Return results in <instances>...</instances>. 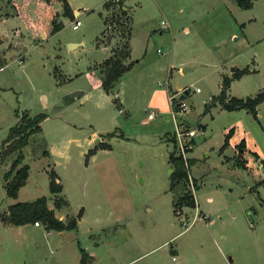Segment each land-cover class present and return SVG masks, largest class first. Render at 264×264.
I'll return each mask as SVG.
<instances>
[{"label": "rangeland", "instance_id": "1", "mask_svg": "<svg viewBox=\"0 0 264 264\" xmlns=\"http://www.w3.org/2000/svg\"><path fill=\"white\" fill-rule=\"evenodd\" d=\"M71 3L81 11L78 28L64 0H0V264H80L83 251L97 254L94 264H264V102L257 113L213 103L224 77L247 63L227 97L264 90V0L250 8L237 0ZM121 3L131 7L134 64L107 93L95 79L108 53L97 38L124 46ZM56 22L64 26L54 32ZM179 99L188 109L175 117ZM25 111L47 115L23 148L29 176L12 197L5 173L18 152L1 154ZM178 120L198 129L189 152L194 187L185 180L195 206L178 203L181 182L171 187ZM242 140L253 149L244 155ZM52 169L69 200L56 212L77 216V228L3 220L16 201L46 195L54 206Z\"/></svg>", "mask_w": 264, "mask_h": 264}, {"label": "trees", "instance_id": "2", "mask_svg": "<svg viewBox=\"0 0 264 264\" xmlns=\"http://www.w3.org/2000/svg\"><path fill=\"white\" fill-rule=\"evenodd\" d=\"M255 0H237L238 4L244 8H250L253 6ZM107 3V2H106ZM64 7L66 14L74 17V11L72 10L69 1L64 0ZM129 8H125V5L121 3L120 14L116 16V22L122 23V17L127 20V25H125L127 30V40L124 41V46L116 49L113 46V53L107 57L100 66V73L102 76V84L107 92L113 91L123 75L133 67L134 62L129 61L131 55V44L130 39L132 36V17L129 13ZM64 24L56 22L53 26V31L60 30ZM111 39V38H110ZM6 62L5 56L2 54L0 49V67ZM248 70V67L243 69H235L233 76H225L222 86V90L219 94L213 96L214 104H221L223 108L226 109H236V108H247L253 113H257V106L264 100V90L259 91L255 95L247 96H232L227 97L226 91L231 84V79L234 77L241 76L242 73ZM174 103V99L172 100ZM18 116L17 122L10 127L9 135L4 142L2 158L5 159L9 154L16 151L18 152L16 158L13 160L10 169L5 173V186L9 196L17 197L20 188L25 185L29 176L30 165L25 161V154L23 148L30 142L32 136L37 133L42 132L43 126L42 121L46 117L45 112H40L35 115H31L29 112L25 111L24 114ZM233 129H230L226 141L224 144L228 143V139ZM109 134H114L112 131ZM173 141V149L170 156V160L173 163V172L171 173L172 185L175 186L176 183L183 184V190L181 195L178 197V203L182 206H195L196 200L194 195L187 190L185 180L188 179L190 168L186 165L184 158L177 153V139L175 134H172L171 138ZM240 147L243 148L245 141L242 140L239 143ZM48 153V150H45ZM191 164V159H189ZM51 181L50 188L52 195H54V206L51 207L48 202V196L42 195L32 201H16L12 203L8 211L2 216L3 220L15 225H21L29 222L42 221L43 224L48 229H74L78 226L77 216H73L69 219L60 218L56 213V208H63L65 205H69V200L63 196L59 195L63 190V184L58 181V174L55 169L50 172ZM177 204V199H175V205ZM82 264H88L89 255L86 251L82 253Z\"/></svg>", "mask_w": 264, "mask_h": 264}, {"label": "built area", "instance_id": "3", "mask_svg": "<svg viewBox=\"0 0 264 264\" xmlns=\"http://www.w3.org/2000/svg\"><path fill=\"white\" fill-rule=\"evenodd\" d=\"M80 14L81 11L79 10L77 12V18L74 20L73 26L74 28H78L81 25V19H80ZM163 23L167 24L166 20H163ZM4 65L0 67V69H4ZM197 90H200L198 87ZM188 92V89L186 90ZM176 97V95H171V100H173ZM188 109V103L185 100L179 99L176 102V105H173L172 112L174 113L175 117H177V112H184ZM156 116V111H151L149 113V117L153 118ZM179 121V120H178ZM198 129L196 127H188L182 123V121H179L176 125V129L174 130V134L177 139V153L181 155L185 162L186 165L190 168L191 164L189 162L190 156L189 152L193 148L194 144V136L197 134ZM188 182L189 184L194 187V180L193 177L191 176V173L189 171L188 175ZM193 195L196 197L195 191ZM36 224H40V221H35Z\"/></svg>", "mask_w": 264, "mask_h": 264}, {"label": "crops", "instance_id": "4", "mask_svg": "<svg viewBox=\"0 0 264 264\" xmlns=\"http://www.w3.org/2000/svg\"><path fill=\"white\" fill-rule=\"evenodd\" d=\"M69 1V4H70V6H71V8H72V10L74 11L76 8L75 7H73V5H72V3H71V0H68ZM254 4H255V1H254ZM254 4H253V6H254ZM252 6V7H253ZM125 8H131L130 7V5H125ZM80 9H76L75 10V13H77L78 11H79ZM74 13V14H75ZM11 18H15V17H11ZM10 18V19H11ZM250 19H252V18H250ZM240 25H241V23H240ZM106 27V26H105ZM187 27V31H189L190 30V26L189 25H187L186 26ZM162 30V29H161ZM105 32V28H104V30L102 31V33H104ZM102 33H101V35H102ZM235 36V39H239V36H236L237 35V30H236V28H235V30H234V32L232 33V36ZM99 36L100 35H98V38H97V43H100V44H102V45H104L105 46V49L108 51V53L107 54H105V56H104V60L107 58V57H109L111 54H112V51H111V48H113V46L115 45V39H114V37H112L109 41H106V42H99L100 41V38H99ZM131 38H132V36H131ZM81 41H84L85 42V40H81ZM78 44H80V43H77V45ZM99 44V45H100ZM130 44H131V55H130V58H129V61H133V57H132V50H133V45H132V42H131V39H130ZM249 44H251V43H246V45H249ZM238 54H241L240 52L238 53ZM235 57V56H234ZM103 60V61H104ZM228 61H231V60H228ZM228 61H225V63L226 62H228ZM248 67L249 68V63H247V64H245L244 65V67ZM97 67V66H96ZM98 69V68H97ZM232 73H234V72H232ZM233 76V75H232ZM102 77V76H101ZM123 78V77H122ZM96 80H97V84H98V86L97 87H103V89H104V86H103V84H102V81H100V80H98V78L96 77L95 78ZM259 89V88H258ZM105 90V89H104ZM260 91H261V89H260ZM86 92H83L82 94H81V96H79L78 97V99H81V98H84L85 96H86V94H85ZM108 93V92H107ZM169 96H171V95H169ZM48 98V100H49V97H47ZM171 99V98H170ZM264 102V100L261 102V103H263ZM260 103V104H261ZM259 104V105H260ZM221 105V104H220ZM259 105L257 106V110H259ZM121 111H123V109L121 108L120 109ZM172 110V109H171ZM206 127V126H205ZM203 131H204V128H203ZM95 136H96V133H95ZM224 144V143H223ZM228 144V143H227ZM247 145V146H246ZM246 145H245V147H243L242 148V150L241 151H243V152H240L242 155H244V152L245 151H247V150H250V151H252L253 149H251L248 145H249V142H248V140H247V142H246ZM227 147V146H226ZM226 147H225V149H226ZM224 149V150H225ZM224 150H222V146H221V150L220 151H224ZM256 151V150H255ZM257 151H259L258 149H257ZM256 151V152H257ZM49 152H50V154L52 155V153H51V150H49ZM254 152V151H253ZM258 153V152H257ZM49 154V155H50ZM258 155H259V160L260 161H263V163H264V157H262V155H260V153H258ZM246 159V158H245ZM247 160V159H246ZM248 163L245 161V165H247ZM19 195V194H18ZM209 199H212V197H209ZM49 205L51 206V207H53V205H51L50 203H49ZM57 213V212H56ZM57 215L60 217V218H63L64 216H63V214H59V213H57ZM9 223V222H8ZM31 223V222H30ZM9 224H11V223H9ZM33 225H35V226H42L41 224H36L35 222L34 223H32ZM11 225H15V224H11ZM23 225H25V224H21V226H23ZM47 228V227H46ZM48 229V228H47ZM49 231L50 230H52V229H48ZM64 230V229H63ZM51 232V231H50ZM59 232H62V230H58V233ZM87 252V254L89 255V263L88 264H94V262L95 261H97L98 260V256H97V254L93 251V253H90V252H88V251H86ZM82 254H81V258H80V264H82ZM96 264V263H95Z\"/></svg>", "mask_w": 264, "mask_h": 264}]
</instances>
